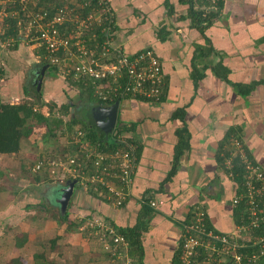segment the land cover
I'll use <instances>...</instances> for the list:
<instances>
[{
    "label": "crops",
    "instance_id": "crops-1",
    "mask_svg": "<svg viewBox=\"0 0 264 264\" xmlns=\"http://www.w3.org/2000/svg\"><path fill=\"white\" fill-rule=\"evenodd\" d=\"M109 1L116 14L114 43L128 54L154 47L166 86L160 101H120L115 127L126 125L129 130L119 134L138 144L133 184L123 203L117 206L110 196L77 184L73 217L100 213L120 227H130L149 201H158L143 236L144 264H174L177 254L181 256L184 224L195 209L205 211L214 231L252 240L250 233L237 232L243 207L234 206L233 199L243 191V181L236 179L243 170L237 167L243 154L264 168V0H223L216 8H209L206 0L202 7L211 13L200 24L185 0ZM3 60L0 57L1 66ZM13 74L14 80L6 84L0 79L3 101L12 100L11 95L20 92L17 84H23L20 75ZM58 77L69 94L70 82ZM48 78L54 86L55 76ZM21 92L17 96L23 98ZM82 102L80 98V106ZM112 181L117 183L116 178ZM94 252L90 250L92 258L106 262Z\"/></svg>",
    "mask_w": 264,
    "mask_h": 264
},
{
    "label": "built area",
    "instance_id": "built-area-1",
    "mask_svg": "<svg viewBox=\"0 0 264 264\" xmlns=\"http://www.w3.org/2000/svg\"><path fill=\"white\" fill-rule=\"evenodd\" d=\"M15 1L0 0V22L7 26L8 17L18 18L20 36L24 29L23 36L38 49L40 58L58 68L65 79L92 85L103 101L139 97L154 101L162 99L166 76L159 54L150 46L128 54L122 46L114 43L116 14L109 0H62L55 4L46 1L44 6L32 0H20V10H7V6ZM221 1L208 0V7L216 8ZM68 22L77 23L79 31L68 33L65 30ZM96 28H101V41L98 33H94ZM85 29H90V33L82 31ZM0 32H3L1 27ZM34 109L40 110L38 106ZM55 116L64 117L59 111ZM83 134L78 129L75 142L80 143L85 162L93 160L88 171L83 169L85 166L77 155L61 154L57 158L38 159L32 167L33 172L49 170L55 174L61 169L86 187L89 183L95 189L105 186L114 203L121 205L133 184L137 142L117 134L120 145L113 152H104L90 146ZM241 165L244 170L243 191L234 197L233 205H245L237 226V232L242 235L264 226V168L253 156L245 154ZM114 178L116 184L112 181ZM149 204L156 207L158 201L151 200ZM205 216L203 209H195L191 220L184 224L181 264H264V234L248 244L235 233L214 231ZM88 226L94 227L90 230L95 233L93 236L111 252L108 264H133L128 254L129 242L115 226L101 218L83 221V229ZM108 237L113 243L110 244ZM257 244L260 246L258 251L245 252Z\"/></svg>",
    "mask_w": 264,
    "mask_h": 264
},
{
    "label": "rangeland",
    "instance_id": "rangeland-1",
    "mask_svg": "<svg viewBox=\"0 0 264 264\" xmlns=\"http://www.w3.org/2000/svg\"><path fill=\"white\" fill-rule=\"evenodd\" d=\"M32 1L43 2V0ZM72 1L78 2V0ZM47 2L55 4L63 1L47 0ZM65 30L68 33H77L79 28L77 23L68 22ZM23 33H25L24 29L17 48L13 47L16 43L14 41H0V57L6 59L3 60L4 63L7 61L10 66L9 68L6 63L4 65L2 62V68L4 67L2 78L6 84L9 79L14 80L12 74L15 72L23 79L22 85L17 84L20 88L17 95L22 93V89L24 94L26 93L25 86H29L32 95H36V92L39 91L38 83L43 67L41 65L42 59L36 55V52H40L31 46L32 42H28ZM48 71L47 77L43 76L42 78L40 88L43 101L50 103L56 100L59 105L61 101L71 102L73 100L76 107L75 113L83 117L87 108H79L80 92L75 89L76 85L73 83L68 85L64 81L68 85V94L65 86L60 84L61 79L58 75L62 74L59 69L49 67ZM49 75L55 76L54 86L49 83ZM19 82L21 81L18 80L17 83ZM71 86L74 88H70ZM17 95L12 94V100L28 99L29 102L33 101V98H27L26 94L24 97L22 96L23 98ZM57 111L58 109H55L49 117H55ZM63 116V118H59L63 119L64 122L67 121L69 116ZM106 122L105 124H107ZM64 124L54 131L56 133L54 135L47 132L46 129L38 128L29 138L22 141L19 151L0 153V264H91L90 250L95 251V257L104 259L106 256L101 252L96 253L101 249L99 245L96 247L95 243L100 244V242L94 238L95 233L83 229V223H80L81 216L78 214L73 217L71 211L74 208L71 206L68 208V204L65 206L62 202L67 188L76 180L68 173L62 172L61 169L56 170L55 174L49 170H43L39 174L32 170L34 163L38 161L40 156L50 159V157L57 158L58 155L68 154L69 145L75 141V131L79 125L70 130ZM37 174L40 176V180L43 178L44 180L38 181L36 179ZM84 188L88 189L86 186ZM76 192H78L77 187L73 190L74 194ZM65 210L71 212L67 222L62 221L60 217L61 212ZM76 223L79 225L75 226ZM90 244L95 247L90 246ZM103 255L104 257H102ZM92 259L95 260L94 257ZM94 262L92 264H107L105 261L95 260Z\"/></svg>",
    "mask_w": 264,
    "mask_h": 264
},
{
    "label": "trees",
    "instance_id": "trees-1",
    "mask_svg": "<svg viewBox=\"0 0 264 264\" xmlns=\"http://www.w3.org/2000/svg\"><path fill=\"white\" fill-rule=\"evenodd\" d=\"M47 1V0H46ZM46 1L43 0V2H40L39 5L44 6L46 5ZM190 5V15L192 16L194 22L196 24H200L204 22V19L209 17L208 14L211 13V11H206L204 7H202L203 2H207L206 0H185ZM199 2V4H198ZM44 3V4H43ZM20 8V0H16L14 3H11L7 6V10H15ZM20 10V9H19ZM8 25L5 26L3 22H0V27L3 29V32H0V40L6 41L11 40L16 42L13 47H18V42L21 40L20 36V26L18 24V18L16 17H8L7 18ZM101 28L93 29L94 33H98V39L101 41L103 39L102 35L100 34ZM90 29H85V31H88ZM92 30V31H93ZM68 32V31H67ZM87 33H90L88 31ZM94 45V44H93ZM1 63V61H0ZM49 64L47 61L43 60L41 61V65ZM50 68L53 67L49 65ZM56 68V67H53ZM3 68L0 66V79L2 77ZM70 84L73 83L77 86L79 90V97L83 99V102L86 103V106L91 108V106L96 105H104L105 106H111V104H114L116 102V98L114 100L108 99L103 101L100 99L96 93L95 88L92 85H83L82 83L78 84L74 81H69ZM72 84V85H73ZM25 94L27 96H32L33 101L29 102L28 99L22 100H10V101H3L0 97V153H13L20 150L22 141L24 139L29 138L38 128L39 129H46L47 132L50 134H56L54 131L62 124L68 127V129H73L75 126L79 125L77 127L76 131L78 129H81L83 131V138L85 140L89 141V145L93 146L96 150L104 151V152H113L119 145L120 142L117 139V134L128 131L126 125L123 127L116 126L111 133L106 134L103 129L99 128L97 125L93 124L88 116V112L84 114L83 117H80L75 113L76 111L72 112L71 107H75V103H73V100L71 102L66 101L65 103H61L58 105L56 101H43L41 97V90L39 92H36V95H32V90L29 86H25ZM249 90V89H248ZM35 106H38L40 110H35ZM58 109V111L62 115L69 116L67 121H63V119H60L59 117H49L54 113V110ZM133 127V126H132ZM131 130V129H130ZM75 131V136H76ZM183 142V141H182ZM183 146H186V143H183ZM181 146V147H183ZM180 147L179 150H182ZM69 151L68 153L72 155H77L82 162V164L85 166V171H88L91 167V164H93V160H86L83 156V152L80 147V143H76L75 141L71 142L69 145ZM252 156V155H251ZM39 159H42V156H40ZM85 162V163H84ZM177 165V163H176ZM237 167H242L239 166ZM260 165V164H259ZM263 168V167H262ZM242 170V168L238 169V171ZM244 170H242L243 173ZM93 171H89V173H92ZM236 177L238 182L241 184L243 181L244 176L242 175ZM38 181L40 180V176L37 174ZM80 184L79 179L76 181L75 185ZM81 185V184H80ZM88 191L93 194H106L109 196V190L105 186H99L97 189H95V186L88 185ZM73 193L70 197V200L68 202V208L71 206ZM108 198V197H106ZM112 200L113 198L110 197ZM244 204H240L237 208L242 209L244 208ZM150 204H146L144 206V212L140 219L137 221V223L134 226L130 227H120L117 225L111 218L108 216L102 215L100 213H88L85 217L82 218L80 223L82 224L83 221H87L88 219H95V218H101L106 221H109L113 226L116 227L117 231L125 236V238L129 241L130 248L128 254L130 255L131 261L133 264H144V247H143V236L146 231H148L149 228V221H150V215L153 214V209ZM241 214L244 213V210L242 209ZM71 216V212L68 210H65L61 212V220L62 221H69ZM79 225V223H76L75 226ZM86 230H94V227L88 226ZM250 235H252V240L248 239L246 242L248 244H251L252 242L256 241V237L258 235L264 234V226L252 229L250 230ZM95 238V237H94ZM98 238V237H97ZM109 238V237H108ZM107 238V239H108ZM110 244L113 243V241L109 238ZM243 241V240H242ZM183 242V241H182ZM101 251L104 252L106 256L104 259L106 260V263L108 264L111 259V252L108 250H105L102 244H99ZM113 245V244H112ZM181 245H179V251H180ZM260 249V246L257 244L255 246H251L248 249H245V252H255ZM179 255V256H178ZM180 253L177 254V258L174 262V264H181Z\"/></svg>",
    "mask_w": 264,
    "mask_h": 264
},
{
    "label": "water",
    "instance_id": "water-1",
    "mask_svg": "<svg viewBox=\"0 0 264 264\" xmlns=\"http://www.w3.org/2000/svg\"><path fill=\"white\" fill-rule=\"evenodd\" d=\"M49 67V65H44L41 69V77L39 79L38 83V89L40 90L41 84H42V78L44 76L45 70ZM120 100H117L114 104L111 106H102L98 109H92L91 112H89L88 116L93 124L97 125L99 128L103 129V131L106 134L111 133V131L114 129L117 117H118V108H119ZM107 120V122H106ZM105 122L107 124H105ZM103 126V127H102ZM76 181L72 182L69 187L67 188L66 192L63 195L62 202L65 206H67L68 201L73 193L74 186Z\"/></svg>",
    "mask_w": 264,
    "mask_h": 264
},
{
    "label": "flooded vegetation",
    "instance_id": "flooded-vegetation-1",
    "mask_svg": "<svg viewBox=\"0 0 264 264\" xmlns=\"http://www.w3.org/2000/svg\"><path fill=\"white\" fill-rule=\"evenodd\" d=\"M30 89H31V88H30ZM39 91H40V90H39ZM39 91H37V92H39ZM82 107L87 108L85 102H82V105L80 106V108H82ZM85 111L88 112V111H89V107H88L87 109H85Z\"/></svg>",
    "mask_w": 264,
    "mask_h": 264
},
{
    "label": "bare ground",
    "instance_id": "bare-ground-1",
    "mask_svg": "<svg viewBox=\"0 0 264 264\" xmlns=\"http://www.w3.org/2000/svg\"><path fill=\"white\" fill-rule=\"evenodd\" d=\"M78 254V253H77ZM86 257V256H85ZM82 258H84V257H82ZM77 259H79V258H77ZM74 264H76V263H74Z\"/></svg>",
    "mask_w": 264,
    "mask_h": 264
},
{
    "label": "clouds",
    "instance_id": "clouds-1",
    "mask_svg": "<svg viewBox=\"0 0 264 264\" xmlns=\"http://www.w3.org/2000/svg\"><path fill=\"white\" fill-rule=\"evenodd\" d=\"M39 4V3H38ZM41 6V5H40ZM46 65H49V64H46ZM50 67V66H49Z\"/></svg>",
    "mask_w": 264,
    "mask_h": 264
}]
</instances>
